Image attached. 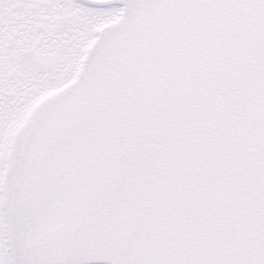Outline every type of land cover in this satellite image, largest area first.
<instances>
[{
    "label": "snow or ice",
    "instance_id": "obj_1",
    "mask_svg": "<svg viewBox=\"0 0 264 264\" xmlns=\"http://www.w3.org/2000/svg\"><path fill=\"white\" fill-rule=\"evenodd\" d=\"M0 264H264V0H0Z\"/></svg>",
    "mask_w": 264,
    "mask_h": 264
}]
</instances>
